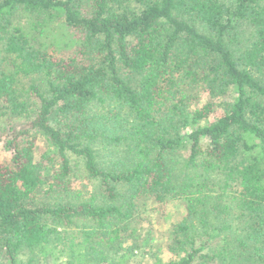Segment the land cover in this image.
<instances>
[{
  "label": "trees",
  "instance_id": "1",
  "mask_svg": "<svg viewBox=\"0 0 264 264\" xmlns=\"http://www.w3.org/2000/svg\"><path fill=\"white\" fill-rule=\"evenodd\" d=\"M57 20L79 57L37 44ZM0 105L30 118L0 136V264H126L142 199L185 206L157 264H264V0H0Z\"/></svg>",
  "mask_w": 264,
  "mask_h": 264
},
{
  "label": "rangeland",
  "instance_id": "2",
  "mask_svg": "<svg viewBox=\"0 0 264 264\" xmlns=\"http://www.w3.org/2000/svg\"><path fill=\"white\" fill-rule=\"evenodd\" d=\"M37 39V44L47 49L48 52L60 58H68L72 56L79 57V51L82 45V38L79 32L75 29L68 27L61 21L52 22L48 29H46ZM1 69L11 72L13 70L11 61L1 58ZM37 85L45 88L43 80L38 76H20L17 83V90L22 100L28 101L29 109H36L37 99L31 93V87ZM200 100L196 103L198 108H201L208 102L210 98L206 93L199 90L195 92ZM235 95L233 92L223 100L230 101ZM221 100V101H223ZM222 109L218 111V114ZM30 118L17 117L16 115L7 112L3 105H0V136L8 132L12 127H20L27 123ZM36 160L39 161L42 154L49 151V144L44 136L37 135L36 143ZM11 162V154L6 150L4 145H0V164L9 165ZM73 166V190L79 191L85 198L97 192L98 183L91 181L87 177L84 164L82 160L72 157ZM154 199H142L138 203V215L140 222L138 237L141 243H144L149 238L150 245L148 247L138 249L136 253L126 259V264H157L155 255L160 252V257L164 263L172 261L174 258L171 255L167 256V251H164L169 239L170 230L173 225L179 223L185 216V206L181 201H170L165 205H160L153 201ZM219 246V241L215 243L214 248ZM39 264H67V258L53 257L47 259L44 263L40 259Z\"/></svg>",
  "mask_w": 264,
  "mask_h": 264
}]
</instances>
